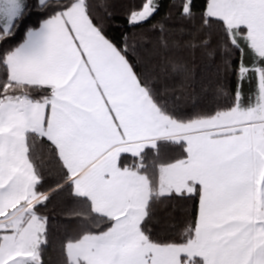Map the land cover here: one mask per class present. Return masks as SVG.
Here are the masks:
<instances>
[{"label": "snow or ice", "instance_id": "6c2138e0", "mask_svg": "<svg viewBox=\"0 0 264 264\" xmlns=\"http://www.w3.org/2000/svg\"><path fill=\"white\" fill-rule=\"evenodd\" d=\"M114 7L0 0V264H264V0Z\"/></svg>", "mask_w": 264, "mask_h": 264}, {"label": "trees", "instance_id": "16d2710c", "mask_svg": "<svg viewBox=\"0 0 264 264\" xmlns=\"http://www.w3.org/2000/svg\"><path fill=\"white\" fill-rule=\"evenodd\" d=\"M99 2V0H98ZM131 2V0H114L115 7L112 9L114 14V22L110 25L109 34L113 38L118 39L122 32L125 30L128 31H143V29H129L125 23V5ZM163 5L160 14L155 18L159 20L161 16H164L169 11V6L171 0H160ZM204 0H194V4L197 9H199ZM38 17L36 15H31L26 23H35ZM148 25H145L147 28ZM23 29L19 30L17 35L9 42L10 44L18 43L23 38ZM191 69L193 73V83L190 89L187 91L179 88L178 80H170L169 85L176 87V96L180 97L179 103L183 105H191L194 101L200 100L204 97L205 93L201 89V84L207 78H214L217 66L220 64V56L217 54L214 58L209 57L201 52H196L191 57ZM183 92V95L181 93ZM208 96L211 97V93H208ZM64 204L57 200L54 201L52 205L49 206L50 215L53 220V226L56 227L59 225L60 221L63 219ZM169 219L168 212L162 206L158 208L157 221H154V226L156 230H160L163 227V222ZM47 260L49 264H61L62 256L59 250V245L56 241L49 246L47 253Z\"/></svg>", "mask_w": 264, "mask_h": 264}]
</instances>
